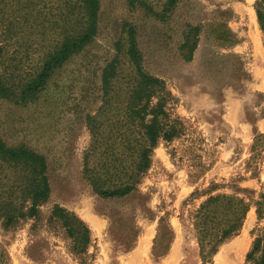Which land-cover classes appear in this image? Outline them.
I'll use <instances>...</instances> for the list:
<instances>
[{
	"label": "rangeland",
	"instance_id": "obj_1",
	"mask_svg": "<svg viewBox=\"0 0 264 264\" xmlns=\"http://www.w3.org/2000/svg\"><path fill=\"white\" fill-rule=\"evenodd\" d=\"M169 1L98 0L90 40L24 98L49 56L88 27V11L82 0H0V144L42 156L48 186L33 215L37 170L0 153V264H251L264 235L256 0ZM139 68L158 82L143 85ZM156 108L176 135L152 145ZM231 211L236 229L209 247L204 235Z\"/></svg>",
	"mask_w": 264,
	"mask_h": 264
},
{
	"label": "trees",
	"instance_id": "obj_2",
	"mask_svg": "<svg viewBox=\"0 0 264 264\" xmlns=\"http://www.w3.org/2000/svg\"><path fill=\"white\" fill-rule=\"evenodd\" d=\"M88 11V27L76 38H68L64 40L61 44L60 48L55 51L53 54L49 56V58L44 62L42 69L37 74V76L29 82L24 90L23 96L24 98L33 96L38 93L46 84L47 80L50 77L51 72L58 68L72 53L80 50L84 44H86L92 35L95 32V21H96V13L98 11V0H82ZM175 0H170L168 5L172 6ZM254 10L256 14V19L259 24L260 30L263 34L264 38V0H256L254 4ZM129 55L134 63L139 66V55L135 48L134 42L131 43V47L129 49ZM140 77L142 84L147 86L154 85L158 82V79L153 78L143 72H141L140 68ZM139 97V96H137ZM152 110V119L149 124L145 126V133L149 140V142L154 145L158 138H162L164 140H171L176 135V129L173 127L165 128L160 121H158V114L165 115V112L160 108L151 109ZM0 153L11 160H23L30 163L35 167L37 173L39 175V179L36 184L32 187V214L34 215L35 207L45 199L46 193L48 192V186L45 176V162L42 156L36 155L29 151L23 150H15L3 147L0 144ZM144 162H146V157H144ZM147 163H145L146 165ZM131 186H126L123 189H115L110 192H104L107 196L111 197H120L130 193ZM216 197H209L207 202L201 206V216L203 217L200 222L201 230H204V224L208 213L210 212V204L216 202ZM214 208H212L213 210ZM61 210V209H59ZM213 212V211H212ZM235 211H231L226 218L224 225L221 229L218 230V235H214L213 233H207L204 235V243L208 244L209 247H213L215 244L228 237L232 231H234L239 223L237 219ZM64 222L66 225H69L70 219L68 214L63 215ZM71 232V230L69 229ZM75 232H80V229H75ZM87 229L84 227L82 229V240L84 242L88 241V233ZM220 232V233H219ZM168 239L165 235L159 236L160 245L165 244L164 242ZM160 251H158L159 253ZM247 260L251 262V264H264V235L257 237L252 244L251 250L247 253Z\"/></svg>",
	"mask_w": 264,
	"mask_h": 264
}]
</instances>
